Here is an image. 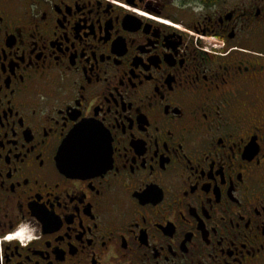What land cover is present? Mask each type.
<instances>
[{"label":"flooded vegetation","instance_id":"flooded-vegetation-1","mask_svg":"<svg viewBox=\"0 0 264 264\" xmlns=\"http://www.w3.org/2000/svg\"><path fill=\"white\" fill-rule=\"evenodd\" d=\"M0 264H264V0H0Z\"/></svg>","mask_w":264,"mask_h":264},{"label":"snow or ice","instance_id":"snow-or-ice-1","mask_svg":"<svg viewBox=\"0 0 264 264\" xmlns=\"http://www.w3.org/2000/svg\"><path fill=\"white\" fill-rule=\"evenodd\" d=\"M105 136L106 133L99 125L84 122L74 126L59 152L58 163L61 171L82 172L110 166ZM249 151L254 152L255 149L251 148ZM144 195L147 199L155 200L160 194L149 189ZM24 231L21 229L16 236H21ZM5 239L11 240L13 237L6 236Z\"/></svg>","mask_w":264,"mask_h":264}]
</instances>
